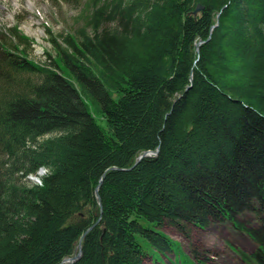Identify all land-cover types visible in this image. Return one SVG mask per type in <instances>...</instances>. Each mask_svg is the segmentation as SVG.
I'll list each match as a JSON object with an SVG mask.
<instances>
[{
  "label": "trees",
  "instance_id": "obj_1",
  "mask_svg": "<svg viewBox=\"0 0 264 264\" xmlns=\"http://www.w3.org/2000/svg\"><path fill=\"white\" fill-rule=\"evenodd\" d=\"M5 33L0 264H195L166 221H229L264 264V0H86L44 62Z\"/></svg>",
  "mask_w": 264,
  "mask_h": 264
},
{
  "label": "rangeland",
  "instance_id": "obj_2",
  "mask_svg": "<svg viewBox=\"0 0 264 264\" xmlns=\"http://www.w3.org/2000/svg\"><path fill=\"white\" fill-rule=\"evenodd\" d=\"M85 1L0 0V33L6 32V40L12 42L8 33L17 26L22 34L33 41L25 48L29 57L36 62L48 61L46 52L52 51V33L73 32L79 23ZM16 40L19 41L18 38ZM43 169H40L38 174L43 175L46 172ZM32 177L30 179L40 181L37 175ZM245 217L251 219L250 214ZM162 228L173 240L180 243L182 251L195 264H241V259L234 249L251 252L256 246L245 232L236 229L229 221L213 224L205 229L193 225L182 227L166 221ZM157 258L158 256L148 255L144 264L177 262L176 254L172 252L162 256L163 262Z\"/></svg>",
  "mask_w": 264,
  "mask_h": 264
},
{
  "label": "water",
  "instance_id": "obj_3",
  "mask_svg": "<svg viewBox=\"0 0 264 264\" xmlns=\"http://www.w3.org/2000/svg\"><path fill=\"white\" fill-rule=\"evenodd\" d=\"M203 9V6L202 5H199L198 7H197V9L195 10V12L194 13H198L200 10H202ZM214 27V26H213ZM203 43V41H200L199 43H198V46H200L201 44ZM158 152H159V148H157L156 150H148V151H145L144 153H142L139 157H138V160H137V162L135 163V164H137L140 160H142L144 157H146V156H151V155H156V154H158ZM44 170V169H43ZM40 173V172H39ZM30 178H33L32 176L30 177ZM102 181V180H101ZM96 192H97V197H98V199H99V201H100V204H101V197H100V195H99V190L97 189L96 190ZM82 256V247H81V245H79L78 246V252L75 254V255H73V256H71V257H68V258H66V259H64L63 260V262H62V264L63 263H68V264H74L77 260H79L80 259V257Z\"/></svg>",
  "mask_w": 264,
  "mask_h": 264
}]
</instances>
